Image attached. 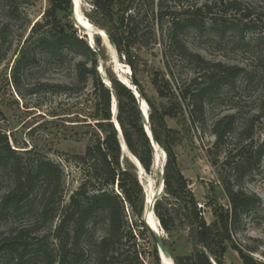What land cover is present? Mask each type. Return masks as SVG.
Wrapping results in <instances>:
<instances>
[{
  "label": "rangeland",
  "instance_id": "rangeland-1",
  "mask_svg": "<svg viewBox=\"0 0 264 264\" xmlns=\"http://www.w3.org/2000/svg\"><path fill=\"white\" fill-rule=\"evenodd\" d=\"M50 1L16 0L13 13H8L5 1L0 0V28L8 25L4 38L0 39V109L4 114L0 131L7 135L13 149H31L62 166L65 175L63 198L66 203L83 177L81 166L75 163L74 156L83 153L90 142L96 121L93 117L95 107L91 84L88 82L83 86L75 79L74 65L80 56L66 52L52 58L44 47H29L25 43L30 27L42 20ZM233 1L237 2L236 6L241 11L231 10L228 17L241 28L233 26L221 32V20H218L219 25L211 23V15L205 10L197 15L195 24L183 26L189 17L186 11H194L205 2H216L212 13L222 16L224 8L220 0H137L127 12L139 15L136 42L122 52L115 45L112 46L117 64L111 63V55L100 36L86 27L85 31L77 27L69 16V8L58 12L61 25L74 30L81 38L87 34L93 47L96 45L92 38L100 39L97 71L110 90L111 99L115 93L110 79H120L133 88L132 77L144 91L141 99L147 104L143 110L146 114L149 115L151 111L148 101L158 110L166 107L173 109L174 115L164 116L163 123L174 132L173 149L177 165L187 180L196 208L194 210L192 204L182 200L170 199L163 185L156 196L155 204H159L161 212L165 214L168 226L167 230L163 227L162 230L160 225L159 232L164 236L172 258L193 251L196 212L213 226L212 247L223 264H244L232 249L231 242L264 263V113L253 118L260 112V100L264 96V0ZM126 2L117 1L112 6L113 22L110 25L94 13L92 0H80L82 12L81 15L75 13V17L82 26L83 22L78 16L109 35L110 29L116 30L118 27V18ZM244 12L251 13L249 20L258 24V28L242 29L247 20L242 16ZM143 15H146L145 19ZM25 46L29 47V58L16 71L18 79L15 82L12 77L13 64ZM217 62L238 65L252 76L249 82L239 76L232 84L221 83L219 87L206 91L201 105H198L197 97L193 95L210 82L211 79L204 74L207 70L215 69L213 64ZM100 66L103 70L99 72ZM155 79L164 97L158 94L153 83ZM44 84H66L70 87L68 90L52 89ZM135 103L139 107L136 98ZM230 114L235 116L232 129L217 142L214 123ZM148 125L150 128V122ZM155 146L153 144V148L151 145L153 166L144 179L140 174L138 176L130 159L122 153L120 155L123 166L126 162L134 166L146 194L148 189L155 193L163 181L160 172L166 161L165 150L159 145L156 151ZM258 150L262 151L260 158ZM155 156L159 159L158 163L154 162ZM243 163L248 164V169L240 175ZM9 182V178L0 182V194ZM227 184L259 199L232 223L231 242L227 240L220 222L221 217L231 210ZM114 190L117 192L116 186ZM165 210L168 212L165 213ZM30 219V214L0 218V240L5 228L27 224ZM104 229L103 221L99 220L90 235L91 246L84 248V261L87 264H92V252L96 250V242L104 234ZM133 243L138 256L136 259L132 250L129 264H160L152 254L156 248L155 240L146 232L142 236L137 232L135 239L127 240L123 248L114 247L125 255L127 246ZM52 245L49 243V247ZM71 253L68 251L70 256ZM2 258L0 255V264L4 263ZM23 264H41V261L31 260Z\"/></svg>",
  "mask_w": 264,
  "mask_h": 264
},
{
  "label": "trees",
  "instance_id": "trees-1",
  "mask_svg": "<svg viewBox=\"0 0 264 264\" xmlns=\"http://www.w3.org/2000/svg\"><path fill=\"white\" fill-rule=\"evenodd\" d=\"M8 13H13L16 8V0H4ZM125 0H92L94 13L106 24H112L111 8L117 2ZM137 0H127L122 14L118 18L116 30L110 29L109 36L119 52L127 51L135 42L138 32V14L130 11ZM223 5L222 16L212 13L216 2H205L194 11H186L189 17L184 25L195 24L197 15L205 10L209 13L211 23L219 25L221 20V32L230 27L241 28L238 23L231 20L228 14L237 8V2L220 0ZM71 0H51L50 5L42 14V20L36 21L30 27V33L25 43L31 47H44L48 55L58 58L63 53L73 52L81 58L75 63V79L86 86L88 82L92 87L95 113L93 115L94 130L90 142L83 153L75 155V163L81 166L82 180L77 189L69 196L68 202H64L65 175L62 166L33 150L18 151L11 147L8 137L0 131V182L9 178L8 187L0 194V218L17 217L22 214H30L31 219L27 224H19L17 227H7L0 240V255L3 264H23L28 261H41V264H87L84 261V248L91 245L90 235L99 220L105 226L104 234L96 242V250L92 252V264H129L132 260V250L137 259L138 252L135 244L127 246L125 255L118 252L115 245H126L127 240L135 239L137 232L142 236L146 232L153 240V235L142 221L145 197L134 166L126 162L123 166L120 162V145L111 120V92L104 85L98 74V60L100 51V39L94 37L97 55L88 43L79 37L74 30L64 27L58 18V12L69 8ZM70 16V12H69ZM242 16L247 19L243 28L256 29L258 24L249 20L251 13L244 12ZM143 19L146 15L142 16ZM241 21L242 19L237 18ZM178 25V23H176ZM0 28V39L4 38L5 29ZM0 40V47L2 45ZM90 40V38H89ZM91 44L92 41L90 40ZM94 46V44H92ZM25 46L21 55L13 64L12 77L16 82V71L29 56ZM197 59L202 61L198 56ZM203 62V61H202ZM205 63V62H204ZM208 63H205V65ZM215 69L207 70L205 76L211 80L204 88H201L193 97H197L198 105H201L206 91L217 88L221 83H234L237 77L243 76L245 82H249L251 73H246L238 65H226L221 62L213 64ZM110 82L117 100L116 114L123 139L129 151L139 160L146 172H150L152 166V148L147 137L143 122L140 117L139 107L135 103V96L130 89L115 78ZM141 95L144 91L138 81H134ZM157 92L161 97L165 94L153 80ZM52 89L68 90L66 84H44ZM61 90V91H62ZM186 98V97H185ZM115 103V101H114ZM151 111L149 122L152 135L157 144L163 147L166 157L163 173V188L172 200L183 201L192 204L195 210V200L187 186V180L177 165L176 154L173 149V130L163 123L164 116L174 115L172 107L158 110L148 101ZM114 105V104H113ZM264 113V96L260 100V112L253 118ZM4 114L0 109V121ZM235 116L226 115L214 123L216 141L220 142L232 129ZM147 129V126H145ZM148 132V129H147ZM149 134V132H148ZM262 151L258 150L260 158ZM259 160V159H258ZM257 160V163H258ZM248 167L247 163L241 166L243 175ZM117 187V192L114 187ZM227 196L231 210L226 216L221 217V226L226 232V238L231 242L232 223L239 215L253 207L259 199L255 195H249L242 190H235L231 185H226ZM154 212L160 220L161 226L167 230L165 214L161 212L159 204H155ZM168 210H165L167 213ZM195 244L193 251L186 255H177L173 259L176 264H223L212 247L213 226L194 212ZM49 240V241H48ZM125 241V242H124ZM52 243V247H49ZM166 243V241H165ZM167 245V244H166ZM231 247L239 255L244 264H264L255 260L248 253L231 242ZM51 248V249H50ZM71 251V256L68 254ZM153 256L160 263L156 248Z\"/></svg>",
  "mask_w": 264,
  "mask_h": 264
},
{
  "label": "water",
  "instance_id": "water-1",
  "mask_svg": "<svg viewBox=\"0 0 264 264\" xmlns=\"http://www.w3.org/2000/svg\"><path fill=\"white\" fill-rule=\"evenodd\" d=\"M70 16L71 18L73 19L74 23L77 25L78 28H80L82 31H84V28L82 26H78V24L76 23V18H75V6H74V0H71V4H70ZM83 39L88 43V45L90 46V48H92L93 52L97 55V50L94 49V47L92 46L90 40H89V36H85L83 37ZM107 39H108V43L111 45V46H114V42L112 40V38L107 35ZM93 42H94V38H92ZM101 68H103L102 66H100ZM100 71V69H99ZM123 85H125L128 89H130L132 91V93L134 94V96L136 97L137 99V102L139 103L140 102V99H141V93L138 89V87L136 86L135 82L132 80V77H131V83L133 85V88L129 87L128 85L124 84L120 79H118ZM105 83V82H104ZM107 85V84H106ZM113 98H114V105H113ZM111 100V106H110V111H111V122L113 124V127L116 131V134H117V137H118V140H119V145H120V148H121V142H120V139L119 137L121 136L122 137V140L123 139V136H122V132H121V129H120V126L117 127V119H116V114H114V110L117 111V100L115 97H113ZM114 109V110H113ZM139 111H140V117H141V120L143 122V126H144V131L147 135V137L149 138V141H150V144L152 145L153 147V143L155 141L153 135H152V132L149 128V116L148 114H146L142 107L139 105ZM148 125V128H149V131H150V135L148 134L147 132V129L145 128V125ZM119 125V124H118ZM154 148V147H153ZM122 153V152H121ZM136 158V157H135ZM166 158V157H165ZM138 164L141 166L139 160L136 158ZM133 163V162H132ZM134 164V163H133ZM135 165V164H134ZM164 165L165 163L163 164V166L161 167V175L163 177V173H164ZM152 166H153V157H152ZM135 167H137L135 165ZM145 171V170H144ZM146 172V171H145ZM137 174L139 176V173H138V170H137ZM163 180V179H162ZM163 183V181H162ZM144 193H145V189H144ZM159 194V192H158ZM145 196H146V193H145ZM155 201H156V196L154 197L153 199V202L152 203H147L146 202V197H145V202H144V209H143V214H142V221L145 223V225L148 227V229L150 230V232L152 233L153 235V239L155 240V243H156V249L158 251V256H159V259H160V264H164L163 263V258H167L171 261L172 264H176L174 259L172 258L171 256V253L165 243V238L163 235H161L159 233V231L156 229V228H153L150 224H149V221H148V216H147V213L149 212V210L152 211L153 214H155L154 212V207H155ZM158 223L159 225H161L160 223V220L158 219ZM162 227V226H161Z\"/></svg>",
  "mask_w": 264,
  "mask_h": 264
},
{
  "label": "bare ground",
  "instance_id": "bare-ground-1",
  "mask_svg": "<svg viewBox=\"0 0 264 264\" xmlns=\"http://www.w3.org/2000/svg\"><path fill=\"white\" fill-rule=\"evenodd\" d=\"M81 4L82 3H80V0H74V6H75V13L77 14V13H79L80 15H81ZM80 19H81V21L83 22V25L84 26H82L81 24H79L78 23V21H77V19H75L76 20V23L78 24V26H82L83 28H84V31H85V27L88 29V30H90L91 32H94V33H96L98 36H100L101 38H102V40H103V42H104V45L108 48V51H109V53H110V55H111V63H116V62H118V60H117V58H116V55H115V52H114V48L108 43V39H107V34L105 33V31L103 32V30L101 31L98 27H96L95 25H92V24H90V23H88V22H86L85 20H83L80 16H78ZM76 18V17H75ZM86 34V33H85ZM87 35V34H86ZM117 64V63H116ZM126 67V66H125ZM99 69H100V71H102L103 70V68H101V67H99ZM99 71V72H100ZM119 74V73H118ZM120 76H121V74H120ZM125 78V77H124ZM129 81V80H128ZM127 82V81H126ZM133 86V85H132ZM113 102H114V98H113ZM139 105L142 107V109L143 110H145L146 109V107H147V104H146V102H145V100L144 99H140V102H139ZM114 110V109H113ZM115 111V110H114ZM114 114H115V112H114ZM145 126H147V129H148V132H149V135H150V131H149V128H148V125L146 124ZM117 127H119V125H118V122H117ZM146 128V127H145ZM119 139H120V142H121V148H120V151L122 152V154H124L125 156H127L129 159H130V161L131 162H133L137 167H136V169L138 170V173L140 174V176H141V178L142 179H144V176L147 178V173L144 171V168L142 167V166H140L139 164H138V162H137V160H136V158H135V156L129 151V149H128V147H127V145H126V143H125V141L124 140H122V137L120 136L119 137ZM153 144H155L156 146V148H155V150L157 151V147L159 146V145H157V143H153ZM159 148V147H158ZM159 159L157 158V156H155V160H154V162L155 163H158L157 161H158ZM165 163V162H164ZM134 165V166H135ZM161 182V181H160ZM162 185H163V183L161 182V186L156 190V192L155 193H153V191L151 190V189H148V191H147V194H146V202L147 203H152L153 202V199H154V197L155 196H157L158 195V192H159V194H160V191H161V189H162ZM147 216H148V221H149V224L153 227V228H156L158 231H159V223H158V218L156 217V215L155 214H153L152 213V211L151 210H149V212L147 213ZM161 229H162V227H161ZM163 230V229H162ZM160 233V232H159ZM161 234V233H160ZM162 235V234H161ZM163 263L164 264H172L171 263V261L169 260V259H167V258H163Z\"/></svg>",
  "mask_w": 264,
  "mask_h": 264
},
{
  "label": "built area",
  "instance_id": "built-area-1",
  "mask_svg": "<svg viewBox=\"0 0 264 264\" xmlns=\"http://www.w3.org/2000/svg\"><path fill=\"white\" fill-rule=\"evenodd\" d=\"M199 207H202V206H199Z\"/></svg>",
  "mask_w": 264,
  "mask_h": 264
}]
</instances>
